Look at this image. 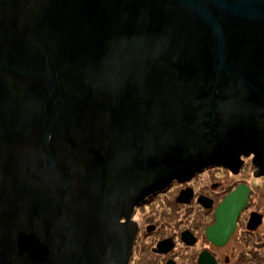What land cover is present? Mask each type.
<instances>
[{
  "label": "water",
  "instance_id": "obj_1",
  "mask_svg": "<svg viewBox=\"0 0 264 264\" xmlns=\"http://www.w3.org/2000/svg\"><path fill=\"white\" fill-rule=\"evenodd\" d=\"M250 153L264 0H0V264H127L144 196Z\"/></svg>",
  "mask_w": 264,
  "mask_h": 264
},
{
  "label": "flooded vegetation",
  "instance_id": "obj_2",
  "mask_svg": "<svg viewBox=\"0 0 264 264\" xmlns=\"http://www.w3.org/2000/svg\"><path fill=\"white\" fill-rule=\"evenodd\" d=\"M253 157L205 166L144 196L131 217L137 229L127 264H264V167ZM238 187L244 204L228 238L217 243L207 228L217 222L221 201Z\"/></svg>",
  "mask_w": 264,
  "mask_h": 264
},
{
  "label": "rangeland",
  "instance_id": "obj_3",
  "mask_svg": "<svg viewBox=\"0 0 264 264\" xmlns=\"http://www.w3.org/2000/svg\"><path fill=\"white\" fill-rule=\"evenodd\" d=\"M258 256H259V255H258ZM263 256H264V255H263V254H261V256H260V257H261V259H263V258H264ZM235 263H236V264H238L236 261H235Z\"/></svg>",
  "mask_w": 264,
  "mask_h": 264
}]
</instances>
